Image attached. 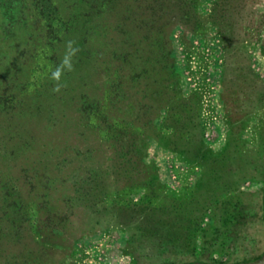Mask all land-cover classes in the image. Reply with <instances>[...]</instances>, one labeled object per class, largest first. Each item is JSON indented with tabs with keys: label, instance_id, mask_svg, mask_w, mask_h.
<instances>
[{
	"label": "rangeland",
	"instance_id": "obj_1",
	"mask_svg": "<svg viewBox=\"0 0 264 264\" xmlns=\"http://www.w3.org/2000/svg\"><path fill=\"white\" fill-rule=\"evenodd\" d=\"M0 264H264V0H0Z\"/></svg>",
	"mask_w": 264,
	"mask_h": 264
},
{
	"label": "clouds",
	"instance_id": "obj_2",
	"mask_svg": "<svg viewBox=\"0 0 264 264\" xmlns=\"http://www.w3.org/2000/svg\"><path fill=\"white\" fill-rule=\"evenodd\" d=\"M74 41H68L66 45V52L65 55L61 61V64L57 66V68L52 71L51 79L54 81H57L55 87L53 88L54 92H59L61 90V87L63 85L60 82L61 76L64 72V70L72 71L73 70V64H72V57L76 54L78 51V48L73 47Z\"/></svg>",
	"mask_w": 264,
	"mask_h": 264
},
{
	"label": "trees",
	"instance_id": "obj_3",
	"mask_svg": "<svg viewBox=\"0 0 264 264\" xmlns=\"http://www.w3.org/2000/svg\"><path fill=\"white\" fill-rule=\"evenodd\" d=\"M152 125V124H151Z\"/></svg>",
	"mask_w": 264,
	"mask_h": 264
}]
</instances>
